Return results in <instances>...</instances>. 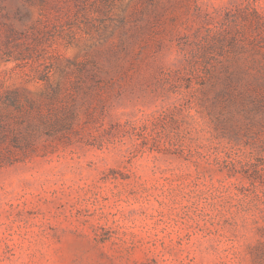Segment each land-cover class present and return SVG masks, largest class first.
Segmentation results:
<instances>
[{
  "label": "rangeland",
  "instance_id": "1",
  "mask_svg": "<svg viewBox=\"0 0 264 264\" xmlns=\"http://www.w3.org/2000/svg\"><path fill=\"white\" fill-rule=\"evenodd\" d=\"M0 264H264V0H0Z\"/></svg>",
  "mask_w": 264,
  "mask_h": 264
}]
</instances>
